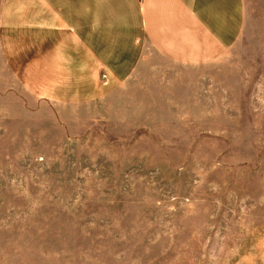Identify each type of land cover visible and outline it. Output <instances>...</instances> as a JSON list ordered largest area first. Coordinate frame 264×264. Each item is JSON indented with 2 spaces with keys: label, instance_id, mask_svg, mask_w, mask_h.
Masks as SVG:
<instances>
[{
  "label": "rangeland",
  "instance_id": "rangeland-1",
  "mask_svg": "<svg viewBox=\"0 0 264 264\" xmlns=\"http://www.w3.org/2000/svg\"><path fill=\"white\" fill-rule=\"evenodd\" d=\"M245 3L227 53H148L94 92L47 96L0 52V264H264V0Z\"/></svg>",
  "mask_w": 264,
  "mask_h": 264
},
{
  "label": "crops",
  "instance_id": "crops-1",
  "mask_svg": "<svg viewBox=\"0 0 264 264\" xmlns=\"http://www.w3.org/2000/svg\"><path fill=\"white\" fill-rule=\"evenodd\" d=\"M245 6V0H0V52L18 78L47 96L56 85L81 94L90 84L94 92L130 78L148 53L179 62L227 53L241 39Z\"/></svg>",
  "mask_w": 264,
  "mask_h": 264
}]
</instances>
